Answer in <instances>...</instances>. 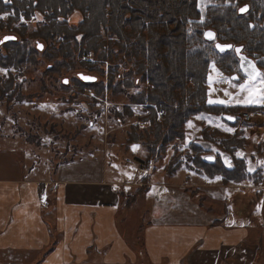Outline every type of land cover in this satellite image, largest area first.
<instances>
[{
	"label": "trees",
	"instance_id": "1",
	"mask_svg": "<svg viewBox=\"0 0 264 264\" xmlns=\"http://www.w3.org/2000/svg\"><path fill=\"white\" fill-rule=\"evenodd\" d=\"M237 2L238 5H209L203 27L196 28L197 0H0V9L12 12L9 24L0 19V31L7 28L16 34V40L7 41L0 48V65L8 66L10 61L23 63L24 60L35 63L44 55L51 61L57 60L50 66L54 71L60 69L56 66L69 70H100L102 67L98 63L83 57L97 55L96 62L109 63V91L126 93L128 105L124 106L125 113L132 115L131 105L143 104L146 114L142 119L150 120L144 131H140L137 125L132 126L128 143L143 140L147 151L158 159L165 153L166 145L184 137L186 119L197 112H221L232 116L236 122L238 112L235 110L242 107L231 111L229 107L208 103L205 80L213 56H218L219 66L224 70L237 68L239 58L234 50L230 56L232 50L219 52L214 43L212 47V40L206 39L204 32L211 28L217 41L242 45L243 51L260 65L264 61V11L260 12L264 10V4L262 0ZM244 3L249 9L242 12L240 5ZM35 11L43 13L36 27L27 24L11 28V23L22 24V14L30 16ZM75 11L80 13V18L72 22L67 16ZM38 39L46 42L38 41L45 46L42 52L34 42ZM146 80L149 82L147 86L132 90ZM7 81L10 82L11 78ZM75 82L80 89L83 86L96 92L104 89L103 81L85 83L82 79H75ZM8 87L10 84L1 88ZM158 107L166 112L160 121L156 113ZM144 134L146 138L142 137ZM237 136L236 132L227 143L222 139L224 153L229 154L230 160L225 161L223 155L212 161L205 159L198 155L206 150L200 143L194 144L197 152L189 160L198 164L200 172L209 176L221 175L225 182L243 181L254 176L250 171L254 168L250 169L243 158L231 156L244 142ZM205 137L207 141L206 134ZM136 159L141 162L143 158L138 155ZM166 172H175V167L168 165ZM143 188L140 187L138 192ZM130 202L131 199L125 201L126 208Z\"/></svg>",
	"mask_w": 264,
	"mask_h": 264
},
{
	"label": "crops",
	"instance_id": "2",
	"mask_svg": "<svg viewBox=\"0 0 264 264\" xmlns=\"http://www.w3.org/2000/svg\"><path fill=\"white\" fill-rule=\"evenodd\" d=\"M94 154L61 164L49 178L23 176L20 167L0 173V264H75L95 256L100 264H129L142 253L147 264L259 263L264 216L255 183L160 172L144 195L150 219L140 240L128 239L123 223L131 209L121 198L133 183L137 190L147 184L136 177L138 166Z\"/></svg>",
	"mask_w": 264,
	"mask_h": 264
},
{
	"label": "rangeland",
	"instance_id": "3",
	"mask_svg": "<svg viewBox=\"0 0 264 264\" xmlns=\"http://www.w3.org/2000/svg\"><path fill=\"white\" fill-rule=\"evenodd\" d=\"M211 4L238 5V2L237 0H197L199 16L196 19V28L203 27L207 7ZM8 15L1 11L0 19L7 18ZM33 18L35 21L31 27H36L41 21L39 11L34 13ZM79 18L78 11L67 16L72 22H77ZM191 29H193L192 25ZM7 31L10 29L4 28L0 31V39ZM37 41L41 40L34 42L42 52L45 47L42 43L46 42ZM214 42L215 40L211 43L212 47ZM0 48L3 46L1 45ZM230 52L229 55L232 56L234 51ZM83 57L98 63L103 71L89 68L69 70L63 66H56L60 68L59 72L54 71L50 66L57 60L51 61L44 55L39 56L35 63L24 60L23 63L10 61L8 66L0 65V146H3L0 149V164L5 165L0 173L10 174L7 171L12 167H20L23 176L49 178L50 172L57 169L51 175V177L55 176L61 164L90 156V153L102 154L107 159L115 158L121 164L132 168L138 166L135 163L138 155L140 158L149 157L152 160L153 171L152 168L145 173L139 172V169L135 170L136 177L147 184L141 186L144 187L143 191L138 192L136 188L140 185L133 183L131 191L121 198L125 199L124 202L131 199L128 206L131 210L123 223L124 227L128 228L126 236L131 239L135 235L137 240H140L142 228L150 219L148 201L144 197L149 182L156 175H160L158 174L160 172H163L166 178L177 172L178 178L182 177V180L184 176L186 177L181 172L184 169L191 171L188 173L200 172L198 164L189 160L195 157L197 152L194 144L200 143L199 140H205L206 134L207 141L212 143L211 148L198 155L203 156L209 152L216 160L225 154V144L222 143V139L227 143L237 132V137L240 136L244 142L231 153V156L243 158L247 165L254 168L250 170L254 176L245 178L241 183H255L252 192L256 195V199H259L257 208L264 216V61L260 64L262 67L258 65L261 71L254 78H250L240 70L239 66L229 70L222 69L219 66L218 56H213L208 64L205 80L207 102L229 107L231 111L235 107H242L240 110H235L238 112L236 122L234 118H228L229 115H223L221 112L216 114L197 112L186 119L184 137L166 145L163 156L155 159V155L150 154L142 144L143 140L132 143L127 141L128 134L133 131V125L144 131V126L150 121L142 119L146 114L144 105L132 104L133 112L128 116V112L124 111V106L128 105L126 93L113 94L109 91V63L96 62L97 55L89 54ZM80 73L96 76V80L89 83L103 81V92L101 90L96 92L93 88L84 86L83 89L77 87L75 79L81 80ZM9 78H11L10 82L7 81ZM65 79L67 82L64 81ZM148 83L146 80L140 87L132 90H139ZM7 84H10V87L1 88ZM241 85L244 87L242 88ZM248 105L251 108L248 109ZM156 109L157 119L160 121L166 112L164 108ZM246 111H250L249 117L245 115ZM142 137L146 138L145 134ZM127 158L129 160H126ZM168 165L175 167V172L168 174L166 172ZM7 167H10V170H7ZM214 176L220 177L223 181L221 175ZM257 179L259 180L255 182ZM188 184L187 187L190 189L195 187ZM262 221L264 223V219ZM261 228L264 230V225ZM143 254L134 262L128 259L129 264H147ZM261 258H264V255ZM261 258L256 264H263ZM75 264H100V259L95 256L86 259V262Z\"/></svg>",
	"mask_w": 264,
	"mask_h": 264
},
{
	"label": "water",
	"instance_id": "4",
	"mask_svg": "<svg viewBox=\"0 0 264 264\" xmlns=\"http://www.w3.org/2000/svg\"><path fill=\"white\" fill-rule=\"evenodd\" d=\"M241 11H243V9H240ZM211 34V35H209ZM204 36L206 39L208 40H215L214 44H215V48L219 51V52H226L229 50H234L235 53L237 54L238 58H239V68L240 70L247 75L250 78H254L260 71V67L258 66V64L256 63V61L249 56L246 52L243 51V46L239 45V44H233L231 42H220L216 40V33L213 29L208 28L205 30L204 32ZM80 78L86 82H92L96 80V76L95 75H90L88 73H80L79 74ZM65 82H67V79L64 80ZM228 118H233L231 116H228ZM203 146L205 148L210 147V145H208L207 143H203ZM213 155L209 154L206 155L205 158H209L212 157ZM223 158L225 161L230 160V157H228V154H224Z\"/></svg>",
	"mask_w": 264,
	"mask_h": 264
},
{
	"label": "flooded vegetation",
	"instance_id": "5",
	"mask_svg": "<svg viewBox=\"0 0 264 264\" xmlns=\"http://www.w3.org/2000/svg\"><path fill=\"white\" fill-rule=\"evenodd\" d=\"M5 2H12V0H4ZM262 3L264 4V0H262ZM6 6H4V8H5ZM240 9H243V11H246V10H248L249 9V5H247L246 3H244V4H242V5H240ZM264 7V6H263ZM3 8V9H4ZM1 11H4V12H6L7 13V15L8 14H10V13H12V12H10L9 11V9L8 10H1ZM242 11V12H243ZM264 10H261L260 12H263ZM36 12V11H35ZM35 12H33L30 16H25V15H23L22 14V17H23V22H22V24H20V23H17V22H15V23H11L12 25H11V28H13V29H15L17 26H21V25H27L28 24V26L29 27H31L32 26V24L34 23V18H33V16H34V13ZM39 13L41 14V19L40 20H42V18H43V13L42 12H40L39 11ZM259 14H261V13H259ZM9 17H10V15H8L7 16V18H3L2 20L4 21V22H8V24L10 23V19H9ZM34 27V26H33ZM10 40H16V34L14 33V31L13 30H10V31H7V32H5V34H3V36H2V38L0 39V46L2 45H4L7 41H10ZM38 42V41H37ZM260 67V66H259Z\"/></svg>",
	"mask_w": 264,
	"mask_h": 264
},
{
	"label": "built area",
	"instance_id": "6",
	"mask_svg": "<svg viewBox=\"0 0 264 264\" xmlns=\"http://www.w3.org/2000/svg\"><path fill=\"white\" fill-rule=\"evenodd\" d=\"M245 115L247 117H249L250 111H246ZM126 160H129V159L127 158ZM150 168H152V160L149 157L143 158L141 162L139 161V163H138L139 172L145 173V172L149 171ZM43 197H46L45 192H41V194H40V198H43Z\"/></svg>",
	"mask_w": 264,
	"mask_h": 264
},
{
	"label": "snow or ice",
	"instance_id": "7",
	"mask_svg": "<svg viewBox=\"0 0 264 264\" xmlns=\"http://www.w3.org/2000/svg\"><path fill=\"white\" fill-rule=\"evenodd\" d=\"M209 35H211V34H209ZM241 87L243 88L244 86H243V85H241Z\"/></svg>",
	"mask_w": 264,
	"mask_h": 264
}]
</instances>
